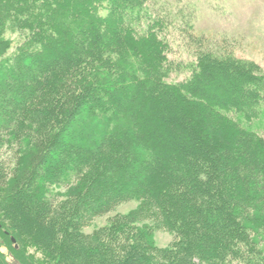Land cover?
I'll return each mask as SVG.
<instances>
[{
    "label": "trees",
    "instance_id": "obj_1",
    "mask_svg": "<svg viewBox=\"0 0 264 264\" xmlns=\"http://www.w3.org/2000/svg\"><path fill=\"white\" fill-rule=\"evenodd\" d=\"M152 1L0 0V31L25 33L0 52V152L20 136L27 163L10 185L0 161V264H264V137L247 126L264 121V73L204 47L170 80ZM130 200L108 240L80 233Z\"/></svg>",
    "mask_w": 264,
    "mask_h": 264
},
{
    "label": "rangeland",
    "instance_id": "obj_2",
    "mask_svg": "<svg viewBox=\"0 0 264 264\" xmlns=\"http://www.w3.org/2000/svg\"><path fill=\"white\" fill-rule=\"evenodd\" d=\"M149 6V16L163 21V31L160 34L170 43L169 57L175 64H179L176 66L175 73H171L170 80L184 79L190 70L183 66L194 62L198 51L204 47L252 60L264 73V0H153ZM24 34L13 24L6 25L0 31V52H13L24 40ZM1 39L5 42L1 43ZM6 42L9 43L6 44ZM262 113L264 115V110L260 109V114ZM263 123L264 121L260 118L248 122L247 126L255 128L264 137ZM19 132L21 136L28 135L25 130ZM8 139L13 146L8 147L9 143L6 141L0 152V161H3L8 180L11 178L9 184H14L17 179L13 176L20 168L16 143L24 139L15 135H11V138L5 137V140ZM28 161L30 162L29 159ZM26 165L24 167L21 165L16 172L20 177L24 176ZM74 184L67 188L73 189ZM67 188L62 190L65 195L55 199L57 206L60 202L69 200L70 194ZM140 205V200L121 203L115 210L85 222L81 226L80 233L87 241L108 240L111 238V232L114 233L119 227L118 220L123 218L122 221L130 222L129 215L137 212ZM134 221L146 223L151 227L153 240L158 248L172 247L176 241L174 232L159 227L150 219L142 220L136 216ZM124 237L125 235L121 236V238ZM253 238L264 256V227L258 228ZM1 250L8 254L5 246H1ZM37 256L40 257L39 254ZM8 258L11 260L10 256Z\"/></svg>",
    "mask_w": 264,
    "mask_h": 264
}]
</instances>
